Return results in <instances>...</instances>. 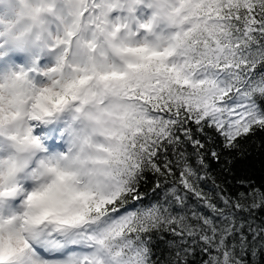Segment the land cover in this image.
I'll use <instances>...</instances> for the list:
<instances>
[{"label":"snow or ice","instance_id":"snow-or-ice-1","mask_svg":"<svg viewBox=\"0 0 264 264\" xmlns=\"http://www.w3.org/2000/svg\"><path fill=\"white\" fill-rule=\"evenodd\" d=\"M60 3L52 48L72 100L96 108L106 159L81 210L0 222V264H255L264 183L225 185L228 156L264 140V0Z\"/></svg>","mask_w":264,"mask_h":264},{"label":"clouds","instance_id":"clouds-1","mask_svg":"<svg viewBox=\"0 0 264 264\" xmlns=\"http://www.w3.org/2000/svg\"><path fill=\"white\" fill-rule=\"evenodd\" d=\"M60 0H0V43L13 57L45 61L48 66L38 80L32 69L20 66L0 73V191L10 192L0 222L7 234L20 226L28 214L43 216L57 211L71 214L84 207L79 196L104 167L107 144L92 104L72 100L78 84H69V73L59 70L53 51L54 37L62 34ZM57 68L58 71L50 70ZM64 121L66 150L51 151L45 138L36 134L41 126ZM59 194L53 205L51 193ZM19 200L16 208L8 201Z\"/></svg>","mask_w":264,"mask_h":264},{"label":"trees","instance_id":"trees-1","mask_svg":"<svg viewBox=\"0 0 264 264\" xmlns=\"http://www.w3.org/2000/svg\"><path fill=\"white\" fill-rule=\"evenodd\" d=\"M244 155H235L228 156L229 159L233 160V172L228 176L229 183L225 185L229 193L234 194L238 186L232 180V176L239 172L242 176H247L251 179L253 183L257 185L264 183V140L260 138H254L252 141H249L247 146L244 149ZM227 155V154H226ZM213 167H215V162H212ZM218 171V169H217ZM209 191L212 190L211 185H208ZM149 195H152L149 193ZM163 194L161 193V198ZM257 222L264 220V210H260L256 213ZM156 252V259L162 260L164 256L167 255V252L164 250L163 244L159 241L156 242L154 247ZM249 264H253V259L249 255L246 257ZM255 264H264V252H261L255 258Z\"/></svg>","mask_w":264,"mask_h":264},{"label":"rangeland","instance_id":"rangeland-1","mask_svg":"<svg viewBox=\"0 0 264 264\" xmlns=\"http://www.w3.org/2000/svg\"><path fill=\"white\" fill-rule=\"evenodd\" d=\"M20 66H24L26 69L31 68L32 74L37 77L38 80L42 79L43 69L48 66V64L43 60H37L35 58L31 60H24L18 57H13L11 50H6L2 43H0V73L9 69L10 67L19 70ZM64 121H57L47 127L41 126L37 129L36 134L45 138L46 143L51 151L66 150V146L63 139L62 128L64 127ZM6 198L0 197V209L5 208ZM20 201H8V205L11 208H16Z\"/></svg>","mask_w":264,"mask_h":264}]
</instances>
